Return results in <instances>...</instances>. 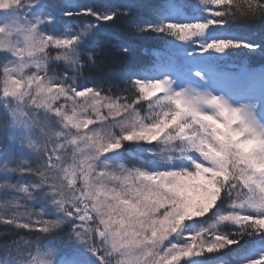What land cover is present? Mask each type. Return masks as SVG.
Instances as JSON below:
<instances>
[{"label": "snow or ice", "instance_id": "obj_1", "mask_svg": "<svg viewBox=\"0 0 264 264\" xmlns=\"http://www.w3.org/2000/svg\"><path fill=\"white\" fill-rule=\"evenodd\" d=\"M256 53L264 0H0V264H264Z\"/></svg>", "mask_w": 264, "mask_h": 264}, {"label": "trees", "instance_id": "obj_2", "mask_svg": "<svg viewBox=\"0 0 264 264\" xmlns=\"http://www.w3.org/2000/svg\"><path fill=\"white\" fill-rule=\"evenodd\" d=\"M81 3L96 4L97 6L105 3L114 4H125L129 0H79ZM146 5H157L161 3V0H142ZM149 15V10L147 7H142L136 10L133 19L147 18ZM111 23V22H109ZM115 39L103 46V58L106 63L102 66V72L97 73L98 75H112L119 71V66L115 68H110L108 62L112 59V53L114 51L113 45L118 42L127 43L131 49L130 54L127 57V61L132 64L137 65H149L154 59L153 53H159L163 48V41L159 38L153 36H140L136 34H130L123 30V28L113 29ZM236 63L243 61L248 67L252 69L259 70L264 66V57L260 56L258 53L249 55L247 57H236L234 58ZM0 153V157H2ZM39 210V205L37 206Z\"/></svg>", "mask_w": 264, "mask_h": 264}]
</instances>
